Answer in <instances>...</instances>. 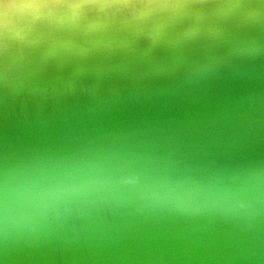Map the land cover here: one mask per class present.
Returning <instances> with one entry per match:
<instances>
[{"label":"bare ground","instance_id":"1","mask_svg":"<svg viewBox=\"0 0 264 264\" xmlns=\"http://www.w3.org/2000/svg\"><path fill=\"white\" fill-rule=\"evenodd\" d=\"M249 34L259 45L253 60L199 73H185L184 59L154 34L160 47L130 59H167L165 78L99 88L92 77L104 65L60 72L50 50L32 49L9 55L5 71L0 56V192L13 177L93 166L228 192L244 204L190 212L132 194L94 195L16 227L5 225L0 203V264H264V9Z\"/></svg>","mask_w":264,"mask_h":264},{"label":"clouds","instance_id":"2","mask_svg":"<svg viewBox=\"0 0 264 264\" xmlns=\"http://www.w3.org/2000/svg\"><path fill=\"white\" fill-rule=\"evenodd\" d=\"M260 9L264 5L245 0H0V56L5 71L10 68L9 55L32 49L50 50L52 67L60 72L107 66L92 77L97 88L152 82L169 74L168 60L142 65L133 64L130 57L156 51L161 44L156 35L184 59L185 73L253 60L259 45L249 34L250 24ZM34 83L35 79L26 83L33 96ZM26 84L22 82L17 91ZM69 87L75 90L74 85ZM260 183L258 177L250 180L254 196ZM128 194L190 212L210 206L228 211L244 207L228 192L188 182L149 183L135 174L114 177L93 166L6 179L0 203L6 226L30 227L73 201Z\"/></svg>","mask_w":264,"mask_h":264}]
</instances>
